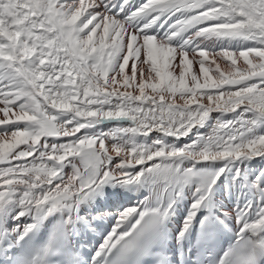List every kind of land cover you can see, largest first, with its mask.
<instances>
[{"label":"snow or ice","instance_id":"obj_1","mask_svg":"<svg viewBox=\"0 0 264 264\" xmlns=\"http://www.w3.org/2000/svg\"><path fill=\"white\" fill-rule=\"evenodd\" d=\"M0 264H264V0H0Z\"/></svg>","mask_w":264,"mask_h":264}]
</instances>
